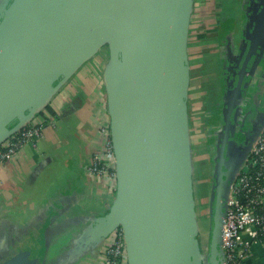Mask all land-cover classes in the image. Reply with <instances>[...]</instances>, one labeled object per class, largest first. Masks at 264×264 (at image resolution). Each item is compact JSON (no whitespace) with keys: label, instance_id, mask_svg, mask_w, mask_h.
<instances>
[{"label":"water","instance_id":"95a60500","mask_svg":"<svg viewBox=\"0 0 264 264\" xmlns=\"http://www.w3.org/2000/svg\"><path fill=\"white\" fill-rule=\"evenodd\" d=\"M193 4L0 0V144L46 108L60 85L101 48L108 49L106 90L117 187L112 209L96 222L95 239L100 243L121 228L128 264H222L225 203L237 171L226 178L224 168L244 88L264 52V0L254 12L226 99L205 257L197 237L187 105ZM25 255L3 264H30Z\"/></svg>","mask_w":264,"mask_h":264},{"label":"crops","instance_id":"0c3cea01","mask_svg":"<svg viewBox=\"0 0 264 264\" xmlns=\"http://www.w3.org/2000/svg\"><path fill=\"white\" fill-rule=\"evenodd\" d=\"M257 1L201 0L198 7L194 0L187 97L194 186L203 178L211 185L226 99L240 67ZM108 68L109 52L104 47L54 93L49 103L54 121L36 143L26 145L12 162L0 167V264L24 254L30 264L98 262L96 222L110 212L116 195L89 172L101 146L98 124L102 101L107 98ZM245 89L242 116L246 120L241 127L249 130L259 124L251 134L248 154L264 125V117L258 123L264 115V52ZM250 105L255 108L249 115ZM38 241L40 250L33 245ZM246 264H264L260 245L254 246Z\"/></svg>","mask_w":264,"mask_h":264},{"label":"built area","instance_id":"2783aa9c","mask_svg":"<svg viewBox=\"0 0 264 264\" xmlns=\"http://www.w3.org/2000/svg\"><path fill=\"white\" fill-rule=\"evenodd\" d=\"M46 108L0 144V167L12 162L26 145L35 144L44 129L54 121ZM101 108L98 124L101 146L93 155L89 172L104 184L106 191L115 194L116 157L107 98L102 101ZM255 245L264 249V125L229 185L220 245L222 264H246ZM98 251V262L93 264H128L121 228L105 237L98 244Z\"/></svg>","mask_w":264,"mask_h":264},{"label":"flooded vegetation","instance_id":"af4514ba","mask_svg":"<svg viewBox=\"0 0 264 264\" xmlns=\"http://www.w3.org/2000/svg\"><path fill=\"white\" fill-rule=\"evenodd\" d=\"M261 1L262 0H258L257 3H256V6H257L256 9L257 10L259 9ZM255 15L256 14L253 13L252 20H254ZM245 80H246V77H245ZM245 82L242 85V89H243V87H245ZM243 105H244V103L242 104V106L240 108V113H238V118H237L236 125H235L236 128H235L234 136L232 137L231 147H230V150L228 151L227 165L224 168V170H225V172L227 174L226 178L230 177L231 174L238 169V167H239V165L241 163V160L245 156L246 150H248V148H249V146L251 144L250 143L251 142L250 139L252 138L251 134L252 133L254 134L259 129V127H257L259 124L257 126H254L251 129H249V130H247V128L245 127L246 125H244V127H241V126H243V125H241V123L246 120L245 115L242 116L244 114ZM248 108L249 109L247 111H248V113L250 115V114H252V112H254V108L255 107L253 105H250ZM238 111L239 110H236L235 113L238 112ZM261 115L262 116L259 118V122L258 123H262L263 122L264 115H263V113H261ZM219 146H220V144L218 143L217 152L215 153V158H214V172H216L215 164L217 163L216 162V158L218 157ZM214 172L212 174L213 177H214ZM211 183H212V185H211L210 195H209V199L207 200L208 201L207 204H208V217L209 218H212L211 208H212V201H213V197H214L215 181L212 180Z\"/></svg>","mask_w":264,"mask_h":264},{"label":"rangeland","instance_id":"374dc122","mask_svg":"<svg viewBox=\"0 0 264 264\" xmlns=\"http://www.w3.org/2000/svg\"><path fill=\"white\" fill-rule=\"evenodd\" d=\"M196 1L199 2L197 6L200 7L202 3L201 0H196ZM190 28H192L191 32L193 29H195L192 27V25ZM213 172H214V167H212V173ZM210 179L213 180V175H210ZM205 180H207V178H203L202 183H198L200 185L194 186L195 199H196V204H197L196 214H197V219H198L197 237H198V242H199L203 257L207 256L208 254L209 245H210V242H209L210 241L209 239L210 229H211V218L208 217V204H207L208 201L207 200L209 199L212 183L210 185ZM198 181L201 182V180H198ZM46 242H48L47 238H46ZM46 250L44 251L42 255V260L45 258Z\"/></svg>","mask_w":264,"mask_h":264},{"label":"trees","instance_id":"16d2710c","mask_svg":"<svg viewBox=\"0 0 264 264\" xmlns=\"http://www.w3.org/2000/svg\"><path fill=\"white\" fill-rule=\"evenodd\" d=\"M253 62H254V60H251V61H250V65H252ZM247 78H248V76H246V79H247ZM47 110H48V111H49V110L51 111V109H50V105L47 106ZM32 243H33V241H32ZM35 243H36V242H35ZM33 245L35 246L36 249H39V250H40L41 244L39 243V241H38L37 244H33ZM35 248H34V249H35ZM35 256H36V255H35Z\"/></svg>","mask_w":264,"mask_h":264}]
</instances>
